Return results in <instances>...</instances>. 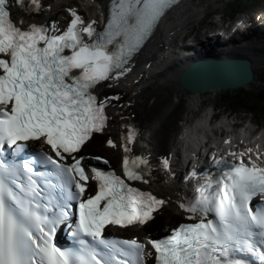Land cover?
I'll return each mask as SVG.
<instances>
[{
  "label": "snow or ice",
  "instance_id": "obj_1",
  "mask_svg": "<svg viewBox=\"0 0 264 264\" xmlns=\"http://www.w3.org/2000/svg\"><path fill=\"white\" fill-rule=\"evenodd\" d=\"M13 2L24 11L41 8V0ZM174 2L118 0L105 29L94 38L92 24L83 25L71 9L66 31L52 34L54 28L46 26L22 27V20L10 16L9 0H0V264H144L142 244L107 239L102 230L106 225H144L164 201L130 187L113 172L93 168L86 175L83 157L73 153L105 126V105L91 90L114 70L124 69ZM29 140H42L56 157H40L52 167L51 178L37 175L31 162L2 159L5 146L15 157L24 147L18 142ZM68 158L71 162L63 163ZM123 163L128 180L147 183L143 169L130 170L127 158ZM163 166L168 167L166 160ZM89 180L97 188L85 196ZM202 192L180 206L199 222L151 241L157 264H249L237 253L255 255L258 248L259 264H264V207L250 206L253 197L264 198V168L233 165ZM72 202L79 213L71 225L77 247L62 250L53 236L70 222Z\"/></svg>",
  "mask_w": 264,
  "mask_h": 264
},
{
  "label": "bare ground",
  "instance_id": "obj_2",
  "mask_svg": "<svg viewBox=\"0 0 264 264\" xmlns=\"http://www.w3.org/2000/svg\"><path fill=\"white\" fill-rule=\"evenodd\" d=\"M63 1L41 0V8L38 12L34 11L35 17L21 12L19 15L32 21H46L50 12L56 11L59 8L58 4ZM81 1L89 12L90 20L98 21L101 7L106 0ZM203 7H205L203 0L196 2L184 0L163 20L155 39L142 51L135 65L118 78L109 80L113 87H119V94L123 92L129 94L127 105H124L121 99L110 102L111 121L106 133L116 134L119 144L120 134H125L130 127L140 129V134L150 138L152 156L156 164L153 171L155 184H152V187L158 191L162 190V186L168 187L161 195L167 201L169 214H180L175 204L189 197V184L185 182L183 176L180 177V172L188 171L195 158L198 159L196 166L202 163L204 157H201V154L206 152V142H216V145L228 154L243 146L247 154L255 152L264 158V129L255 136H250L252 132L250 125L238 133L235 126L239 122L231 124V130H228L225 128L226 120H222L220 125L214 127L220 129L221 134L219 135L218 131L211 133L209 129L213 123H210V119L213 116L210 111L203 110L205 94H189L179 84L180 75L187 66L195 62L196 58L176 61L177 53L174 50L180 45L177 41L178 35L193 23L204 22L201 14ZM193 28L196 30L195 26ZM196 32L195 40L200 42L208 40L206 32L201 30ZM183 38L184 36L181 39ZM256 47V43L251 42L245 48L237 46L232 50L238 57L252 60ZM205 49L212 53L206 47ZM250 86L248 84L245 88L249 89ZM102 93L103 91L99 92ZM185 154L191 157L189 164L185 160ZM165 160L168 162V168L163 166Z\"/></svg>",
  "mask_w": 264,
  "mask_h": 264
},
{
  "label": "rangeland",
  "instance_id": "obj_3",
  "mask_svg": "<svg viewBox=\"0 0 264 264\" xmlns=\"http://www.w3.org/2000/svg\"><path fill=\"white\" fill-rule=\"evenodd\" d=\"M197 0H194V2H196ZM68 2H71L70 0H68ZM205 7H203L201 9V14L202 16L205 17V15H212L215 14L216 15L211 19H204V22L199 24V22L193 23L192 25L188 26L185 30H183L181 32V34L178 35V39H181L183 36H185V34L187 33H192L194 34V28L193 26L196 27L197 30H201V31H208V33H215L218 30V26L217 24L219 23V18H220V13L222 12V9L225 7L227 8V6H230L231 3H233V0H203ZM73 4L79 5V7L81 9L84 10V12L87 14V16L89 15V12L87 11V8L84 4H82V1H74ZM235 9L240 13L237 17H243L246 19H254V23L252 28L254 30H256L257 26L261 23L264 24V0H242V4L239 6H236ZM264 30H262V27L260 28V30H256L255 34L252 35V38L254 42H257L256 40H258L257 42V47L256 49L253 51V56L252 59L254 61V69L256 71V77H257V81L254 84H251L250 88L247 89V91H251V92H257L258 90H260L263 87V81H264V34H261ZM185 32V33H184ZM196 32V31H195ZM259 33V35H258ZM196 34V33H195ZM261 36V37H260ZM159 40V38H157ZM114 91H107L106 93H111ZM239 92H237V90L232 91V90H222V91H215V92H211V93H207L204 95V98H206L205 101V105L203 107V110L205 111H212V109L214 110V112L216 114H218L219 118L225 117V115H227L226 110L224 109V106H222V104L224 102H222V99L224 98L223 96H225L226 98H228L229 95H234L237 94ZM208 113V112H207ZM237 117H234L236 116ZM233 117V122L238 121L239 123L243 125H245L244 120H248L250 119L255 128L256 131L259 129H263L264 128V115L263 114H259V115H251V114H236ZM224 118H222L223 120ZM255 122V123H254ZM221 122L217 123V125H220ZM260 125V128H257L256 126ZM112 137H115V134L110 135ZM103 138H107L103 137ZM102 140H99L98 142H100ZM107 148L106 147H102V150L96 151L98 153H103V154H107V156H112V157H116V159H118L119 156V151L116 149H112L108 151V153L106 152ZM105 151V152H104ZM116 155H115V154ZM111 159V158H110ZM117 162V161H116ZM165 190H167L166 187H164Z\"/></svg>",
  "mask_w": 264,
  "mask_h": 264
},
{
  "label": "water",
  "instance_id": "obj_4",
  "mask_svg": "<svg viewBox=\"0 0 264 264\" xmlns=\"http://www.w3.org/2000/svg\"><path fill=\"white\" fill-rule=\"evenodd\" d=\"M253 79L254 71L247 59L209 58L185 69L179 77V84L187 93L195 95L242 88Z\"/></svg>",
  "mask_w": 264,
  "mask_h": 264
},
{
  "label": "trees",
  "instance_id": "obj_5",
  "mask_svg": "<svg viewBox=\"0 0 264 264\" xmlns=\"http://www.w3.org/2000/svg\"><path fill=\"white\" fill-rule=\"evenodd\" d=\"M223 97V104L232 110L248 111L253 115H264V85L257 93L240 90L239 93L229 95L228 98Z\"/></svg>",
  "mask_w": 264,
  "mask_h": 264
}]
</instances>
